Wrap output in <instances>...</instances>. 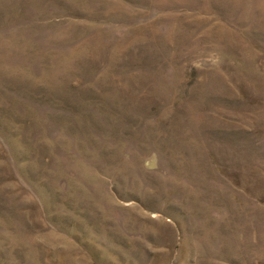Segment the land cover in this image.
<instances>
[{"label":"rangeland","instance_id":"374dc122","mask_svg":"<svg viewBox=\"0 0 264 264\" xmlns=\"http://www.w3.org/2000/svg\"><path fill=\"white\" fill-rule=\"evenodd\" d=\"M0 264H264V0H0Z\"/></svg>","mask_w":264,"mask_h":264}]
</instances>
